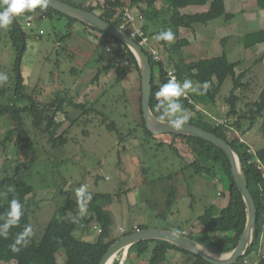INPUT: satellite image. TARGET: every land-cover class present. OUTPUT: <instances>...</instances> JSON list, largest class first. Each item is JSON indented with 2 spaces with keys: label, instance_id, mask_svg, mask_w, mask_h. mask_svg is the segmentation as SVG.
I'll list each match as a JSON object with an SVG mask.
<instances>
[{
  "label": "rangeland",
  "instance_id": "374dc122",
  "mask_svg": "<svg viewBox=\"0 0 264 264\" xmlns=\"http://www.w3.org/2000/svg\"><path fill=\"white\" fill-rule=\"evenodd\" d=\"M97 1L88 0L87 5L96 4ZM238 15L229 27H224L225 31L229 29L231 30L229 32L246 34L261 28L262 21L258 20L257 14H250L249 19L243 14ZM18 19L27 35V48L22 55L21 64L26 79L23 91L25 95L34 97L42 104L52 100L60 101L63 97L69 99L74 97L79 103L93 105L103 111L109 121L118 122L126 135L134 122L139 120L142 92H139L137 84L138 73L130 72L123 76L121 82H115L117 73L115 64H111L113 60L111 48L96 40L102 36L98 32H95L93 39L92 36L86 39L78 35L75 39L68 37L69 32L65 28V23L56 18H40L34 12H25L18 16ZM28 22H31V25H28ZM138 24L148 34H152L157 28L154 23L141 19ZM217 25V21L208 25L198 24L196 27L202 32H197L196 37L193 33L188 35L193 43L183 48L179 53V59L191 62L199 58L221 55L222 48L226 44L231 45L232 38L226 44L221 42L218 50L213 47L218 36L224 34L223 30H218L220 28H217ZM10 26L7 30L0 29V72H7L9 76L8 82L0 86L9 88L7 94L0 93V103H15L21 107L28 104L29 99L26 100L27 98L15 93V64L18 53L10 34ZM161 26L164 27L163 24ZM41 30L44 32L41 33ZM204 36L208 39L205 44ZM85 40L88 41L91 51L88 55L93 54L92 59L68 53L65 49L70 42L81 43ZM60 41L62 45L59 44ZM226 51L225 49L224 52ZM263 53L264 44L247 49L242 43V49L231 55L234 60L248 58L246 65L252 66L246 69L244 82H248V85L242 89V100L239 103L241 109H248L250 104L259 98L264 87V68L262 63H259L264 57ZM162 55L169 63V53L165 46L162 47ZM93 56H97L98 59ZM98 66L105 69L99 78L104 79L103 83L91 80L90 83L86 82L87 86H90L88 89H85V83L74 93L64 92L65 89L68 91L73 89L72 79H94ZM233 86L232 78H226L215 96V101L208 106L196 98L193 99L198 105L199 116L214 125L221 123L220 114L225 117L230 108L226 98L231 94ZM67 111L68 114L61 112L57 116V120L64 123L58 134L63 133L67 137V142L64 145L57 144L58 146L54 145L49 133L35 129L32 117L26 114L29 135L36 143L39 159L30 170L23 172L26 181L34 188V194L28 201L29 225L32 227L33 235L25 247L35 249L40 245L50 222L65 203L66 196L63 191L76 194V189L85 184L88 192L109 193L116 197L113 202L104 204L114 215V226L116 225L114 234L121 236L125 235L134 222L136 223L134 226L137 227L131 228L132 231L138 230V226L166 227L186 229L188 232L194 230L201 235L204 230L198 218L207 208L214 204L219 206L221 213L233 209L235 204L233 195L229 192V183L221 179L219 170L214 174H201L197 173L194 167L186 166L197 158V154L186 140L175 141L184 156L183 159L176 155L169 145L160 147L155 141L149 146L142 145L139 139L141 130L136 133L138 138L133 135L127 136L122 144L116 131L109 130L103 123L102 115L93 112L84 114L81 108L75 107H69ZM186 115L189 121L197 114L190 111ZM231 120L234 121L233 118ZM243 124L247 129L249 121L243 120ZM9 129L11 123L8 116H5L0 127V177L14 176L19 165L31 159L30 154L19 151L13 142L5 146L3 138ZM243 135L254 149L264 147V117L259 118L253 130ZM159 139L168 143L174 142L171 136L160 135ZM200 160L202 164L210 162L203 157ZM215 169H219V166ZM173 185L177 187L174 192L175 201L168 205ZM220 192H224L225 195L219 196ZM120 223L126 228H119ZM99 229L97 225L91 233L84 234L77 230L75 234L78 238L92 241L99 235ZM23 230L24 228L14 231L5 242L12 244ZM261 253H264V246ZM137 261L134 259L135 263ZM194 261L190 254H178L170 250L165 262L192 264ZM59 262H65L64 251L59 254ZM141 263L143 264V260H139L138 264ZM0 264L14 262L0 261Z\"/></svg>",
  "mask_w": 264,
  "mask_h": 264
},
{
  "label": "trees",
  "instance_id": "16d2710c",
  "mask_svg": "<svg viewBox=\"0 0 264 264\" xmlns=\"http://www.w3.org/2000/svg\"><path fill=\"white\" fill-rule=\"evenodd\" d=\"M69 4L80 8H85L100 14L105 20L120 27L124 22L123 8L125 6L137 7L141 13V20L154 23L157 28L149 35H157L162 31L170 29L175 34V41L168 43L160 41L162 46L166 47L169 53V59H174L173 54L182 52L183 48L190 45L191 41L187 38L180 37L181 28H192L196 24L208 25L218 18L225 17L227 21H231L236 14L227 11L226 0H213L210 9L207 11L197 13H184L180 10L179 0H98L96 4L87 5L88 0H63ZM260 7L264 8V0H258ZM40 15L41 18H54L56 16L65 18L71 24L80 23L84 27L92 29L100 33L101 41L111 48L113 60L111 64H115L117 78L115 82H121L123 76L136 71L138 73L137 84H139V92H142L141 73L138 59L131 48L123 43L119 38L114 37L97 28L91 27L74 18L68 17L63 13L56 11L51 7H47L41 11L39 8L32 11ZM163 24V28L161 26ZM143 28V27H142ZM144 29V28H143ZM147 33V32H146ZM10 34L16 51L18 53L15 64V93L22 97L29 99V103L24 106H17L15 103L3 104L0 103V127L5 116H8L11 129H9L3 138L5 146L8 143H14L22 153L31 155V159L27 163H21L14 176L0 177V217H3L8 211L9 202L12 199H18L22 204L23 215L17 226L10 228L8 237L18 229H23L30 223V212L28 208V201L34 194V188L30 185L23 174L24 171L30 170L34 163L39 159L37 147L32 136L29 135V130L26 123V114L32 117L33 126L37 130H44L50 134V139L55 146L64 145L67 142V137L62 133L58 134L59 129L63 126V122L57 120L59 113L68 114L66 110L67 105H73L78 109H82L84 114L93 112L103 116V123L109 130L116 131L119 141L122 144L126 141L127 136H136V133L141 130L140 140L142 145L149 146L153 141L158 142L160 147L169 145L171 149L184 159L180 149L175 141L178 139L186 140L193 148V152L197 154V158L187 163V167H194L197 173L214 174L219 170L222 175L221 179L229 183V192L234 198V207L226 213H221L219 206L211 205L198 218L203 226V233L198 235L194 230L186 232L185 234L194 238L199 243L206 245L216 253H228L235 249L242 235L247 223V209L243 196L238 189L232 175V165L228 155L225 151L203 138L184 135V134H164L161 136H171L173 143H168L160 140V135H155L146 126L143 115L142 104L139 110V120L134 122V128H129V132L125 135L122 132L118 122L108 119L104 116V112L97 107L78 103L74 99L63 97L60 101L52 100L47 103H40L32 96L25 95L24 84L25 77L21 70L22 55L27 48V35L19 22L18 17L13 20L11 24ZM229 37H224L222 43L227 42ZM242 42L246 48H253L258 44L264 43V29H259L246 33L242 38ZM149 55V52L146 51ZM151 57L153 66V91L151 96V107L158 117L161 112L158 111L156 92L162 84L166 83L171 77L168 75V69L171 64L168 59L156 61ZM126 63V67L124 64ZM241 64L240 60L232 61L228 54L224 52L220 56L205 57L193 60L191 62H176L174 67L177 75L182 83L185 79H190L194 85L208 83V89L203 95H196L189 92L188 96L181 97L180 101L186 110L185 114L194 111L197 115L188 122L201 126L209 131L214 132L218 136L227 140L240 154L244 169L246 171L247 180L250 191L256 201L258 208V222L254 240L247 250V252L240 257L236 264H264V253L261 250L264 246V168L257 165V161H261L264 165V147L254 149L243 137L244 133L253 130L258 123L259 118L264 117V87L260 93L259 98L252 102L248 109H241L239 106L242 100V95L238 93L239 90L245 88L248 82H244V77L247 70L238 71V66ZM105 70V69H104ZM102 68L98 69L95 79L100 78ZM231 77L234 83L231 94L227 96L226 101L230 104V108L225 117L220 115V119L227 118L228 121L212 124L210 121L199 116V109L193 98L198 99L199 102L205 103L206 106L215 101L214 90L218 82H223L226 78ZM9 88H0L1 94H7ZM142 100V99H141ZM129 100L127 99V102ZM234 119L232 121L231 119ZM243 120H248L249 125L246 129ZM46 123V124H45ZM143 130V131H142ZM243 133V134H242ZM244 139L245 141H242ZM58 144V145H57ZM141 144V143H140ZM205 158L210 161L208 164H202L200 158ZM219 169H215L218 167ZM12 191H9V189ZM177 190L176 186H172L169 194L167 204L175 201L174 192ZM66 196L65 203L58 210L54 219L50 222L46 235L41 241L40 245L31 249L29 247L21 246L19 252H12L10 245L5 242L6 239L0 237V261L14 262L15 264H61L59 262V254L65 252V262L63 264H99L104 254L108 249L122 236L114 234V215L105 208L104 203H111L116 197L109 193H95L92 194V200L88 203L87 214L83 217L79 216L77 205V197L71 191H63ZM0 223L3 220L0 219ZM99 226V235L95 240H85L78 238L75 234L77 230L82 233H91ZM139 229L149 228L147 226H140ZM182 232L185 229L177 230ZM235 230L237 232L235 233ZM132 230H127L124 234L130 233ZM235 233V234H234ZM7 237V238H8ZM181 251L185 254H190L195 261L192 264H213L198 254L176 246L175 244L162 239H146L139 241L131 247V261L134 259L146 256L149 253L147 264H166L167 256L170 250ZM121 251L117 255L113 264H120L122 260ZM129 250L126 252L128 257ZM137 257V258H135ZM135 263V262H134ZM175 264V263H174Z\"/></svg>",
  "mask_w": 264,
  "mask_h": 264
},
{
  "label": "water",
  "instance_id": "95a60500",
  "mask_svg": "<svg viewBox=\"0 0 264 264\" xmlns=\"http://www.w3.org/2000/svg\"><path fill=\"white\" fill-rule=\"evenodd\" d=\"M47 7H51L68 17L74 18L91 27L117 37L123 43L128 45L135 53L140 67L142 82V109L147 128L155 135L184 134L203 138L222 148L231 161L233 178L246 204V227L240 236L235 249L231 252L224 253V255L229 256V258L223 262L218 261L216 258V256L223 254H218L214 251L209 253L205 252L201 249V246L206 247L205 245L199 243L194 238L183 232H177L167 228L150 227L133 230L132 232L123 235L108 249L99 264H107L111 259L114 260L121 251L126 252L129 250V257L133 244L146 239H162L169 241L178 247L190 251L191 253L202 256L204 259L213 264H236L240 257L247 252L254 240L259 217L257 204L250 191L243 160L238 151L227 140L201 126L187 121L184 129L177 132L167 125L166 120L161 121L159 117L154 114L151 107V96L153 91V66L151 57L146 53L143 47L131 35H129V33L105 20L100 14L94 11L77 7L64 2L63 0H48Z\"/></svg>",
  "mask_w": 264,
  "mask_h": 264
},
{
  "label": "clouds",
  "instance_id": "9594fccd",
  "mask_svg": "<svg viewBox=\"0 0 264 264\" xmlns=\"http://www.w3.org/2000/svg\"><path fill=\"white\" fill-rule=\"evenodd\" d=\"M48 0H0V29L7 30L13 23V20L25 12H32L39 8L45 10ZM157 41L172 43L175 41V34L170 30L162 31L155 36ZM9 80L7 72H0V86L6 84ZM208 89V83L194 85L190 79H185L182 83L175 77H171L166 83L162 84L156 92L158 111L161 112L159 119L167 121V125L174 131H182L187 124L188 116L185 114L180 98L187 97L189 92L196 95H203ZM9 191H12L10 188ZM77 205L79 216L87 214L88 203L92 200V194L87 191V185H81L76 189ZM23 215L22 204L18 199H12L9 202L8 211L0 219V237L7 239L10 228L17 226ZM33 230L30 225L25 226L19 233L15 241L10 245L12 252H19L21 246H27Z\"/></svg>",
  "mask_w": 264,
  "mask_h": 264
},
{
  "label": "crops",
  "instance_id": "0c3cea01",
  "mask_svg": "<svg viewBox=\"0 0 264 264\" xmlns=\"http://www.w3.org/2000/svg\"><path fill=\"white\" fill-rule=\"evenodd\" d=\"M213 0H179V3H180V10L184 13H197V12H202V11H207L210 9V6H211V3H212ZM88 2V1H87ZM226 8H227V11L228 12H231V13H235L236 16L231 20V21H227L225 19V17H221V18H218L217 21L218 22V25H217V28H220L218 30H223L224 34H220L217 38V41L216 43L213 45V47H216L217 50L219 49L220 47V43L222 42V39L224 37H229L228 40L230 38V42H231V45L230 44H226L225 47L222 48V52H221V55L224 53V50L226 49V53L228 54L229 58L232 60V61H236L234 60V58L231 57V55L238 49H242V38L244 37L245 33H241V32H238V33H234V32H229L231 30L227 29V31H225V26H230L231 23H233V21L235 19L238 18V14H243V16H245L246 19H249V16L250 14H257V18L259 21H262V26L260 29H264V8L260 7L259 4H258V0H226ZM35 13V12H34ZM37 14V13H36ZM38 15V14H37ZM40 17V15H38ZM41 18V17H40ZM57 19L61 22H64L65 23V28L66 30H68L67 32H69V36L70 38H75L77 39L78 36H84L86 39L87 38H91L92 36V39L94 37V34L96 31H93L92 29H89V28H86L84 27L82 24L80 23H73L71 24L70 22H68L65 18H60L58 16L54 17V18H51V19ZM256 18V17H255ZM198 24H196L194 27L192 28H181L180 30V37L181 38H187L191 41V39L188 37V35L190 34H194L195 37L197 35V32H202L201 29H199L198 27H196ZM197 28V29H196ZM10 29H11V26H10ZM216 31V29H215ZM76 34V35H75ZM75 35V36H74ZM78 35V36H77ZM65 37V36H64ZM63 37V38H64ZM205 38V36H204ZM206 40L204 41V44L208 41L207 38H205ZM96 40L100 41L101 42V39L100 38H97ZM227 40V41H228ZM90 41V40H89ZM92 41V40H91ZM88 41L85 40V42H70L69 44H67L66 46V50L68 53H76V54H79L80 56L82 57H85V58H91L92 59V55H88L91 51L89 50V45L87 44ZM192 41L190 43V45H192ZM227 43V42H226ZM59 44L62 45V42L60 41ZM264 44V43H262ZM262 44H258L257 46H255L256 48ZM188 45V46H190ZM95 46V45H93ZM98 46V45H97ZM96 46V47H97ZM187 47V46H186ZM253 47V48H255ZM225 48V49H224ZM247 49H251V48H247ZM94 51L96 50L95 48L93 49ZM209 51V50H208ZM264 54V53H263ZM174 56V60L178 63V62H182V60L179 59V55L178 54H173ZM220 56V55H219ZM93 57H97V56H93ZM178 57V58H177ZM209 57V56H208ZM205 58V57H204ZM98 59V57H97ZM96 59V60H97ZM172 58L170 61L169 64L170 67H174V64H175V61H174ZM248 60V58H247ZM247 60L245 59H242L240 60L241 61V64H239L238 66V71H243V70H246V69H250L252 66L251 65H246V62ZM100 62H103V61H100ZM184 62H190V61H184ZM87 62H85L86 64ZM259 63H262L263 65V68H264V57L263 59L259 62ZM256 65V59L254 60V66ZM99 67V66H98ZM101 68V67H99ZM97 68V72H98V69ZM103 68V67H102ZM104 70V69H102ZM105 72V70H104ZM104 72H102V74H104ZM101 74V76H102ZM96 76V75H95ZM92 81H100L99 83H103L104 82V79H72L71 80V84H72V90L71 91H68L67 89H65V93H71V92H76V90H78L80 87L82 88V85H84L86 82L90 83ZM225 81V80H224ZM223 82H218V85L217 87L215 88L214 90V94L216 95L217 92L220 90L222 84L224 83ZM79 85V86H78ZM90 86H87V83L85 85V89H88ZM238 93H240L242 95V90H239ZM75 96V95H74ZM83 96H85V94H83ZM71 99H74V97H72ZM195 99V98H193ZM75 100V99H74ZM77 102V100H76ZM79 103V102H78ZM69 107H72L74 108L73 105H67L66 106V110H69ZM76 108V107H75ZM222 115V114H220ZM244 137V136H243ZM245 138V137H244ZM246 139V138H245ZM248 142V141H247ZM129 194H132V192H129ZM219 196H224L225 193L224 192H220L218 193ZM223 207V205H222ZM134 224H136L135 222L133 224H131L129 226L128 229H133V228H136L137 226H134ZM119 225V228L120 227H123V228H126L124 224L120 223L118 224ZM140 227V226H138ZM161 228H164V227H161ZM166 228V227H165ZM168 229H172V228H168ZM173 230V229H172ZM93 232V231H92ZM183 233H186L188 232L186 229L184 231H182ZM98 236H96L97 238ZM173 250V249H172ZM176 251L178 254H185L181 251H177V250H174ZM170 252V251H169ZM149 253L148 255H146V257H140V258H137V262L134 263L133 261H131V254L129 257H126V252L123 251L122 253V260L120 262V264H138L139 263V260H143V264H147V261H148V258H149ZM133 258V257H132ZM15 264V263H14ZM63 264V263H61ZM142 264V263H141ZM174 264V263H173ZM175 264H178V263H175Z\"/></svg>",
  "mask_w": 264,
  "mask_h": 264
},
{
  "label": "built area",
  "instance_id": "2783aa9c",
  "mask_svg": "<svg viewBox=\"0 0 264 264\" xmlns=\"http://www.w3.org/2000/svg\"><path fill=\"white\" fill-rule=\"evenodd\" d=\"M123 10V16L125 20L121 24L120 28L129 33V35H131L143 47L145 51H148L149 56L151 55L152 57H154L156 61H161L164 58V56L162 55V44L160 43V41H157L155 39L156 35H149L138 24L139 20L142 17L141 11L137 7L130 6H125ZM28 25H31V22H28ZM43 32L44 31L41 30V33ZM168 75L169 77H175L176 80L180 82L175 68L169 67ZM227 121V118L221 120L222 123ZM241 140L245 141L244 139ZM257 165L260 168H264V165L261 161H257Z\"/></svg>",
  "mask_w": 264,
  "mask_h": 264
},
{
  "label": "bare ground",
  "instance_id": "6f19581e",
  "mask_svg": "<svg viewBox=\"0 0 264 264\" xmlns=\"http://www.w3.org/2000/svg\"><path fill=\"white\" fill-rule=\"evenodd\" d=\"M168 229V228H167ZM201 249L202 250H204L205 252H211L207 247H204V246H201ZM128 251V250H127ZM126 251V252H127ZM125 252V251H124ZM216 258L218 259V261H225V260H227L228 258H229V256H227V255H218V256H216ZM115 260V259H114ZM114 260L113 259H111L107 264H112V263H114Z\"/></svg>",
  "mask_w": 264,
  "mask_h": 264
}]
</instances>
